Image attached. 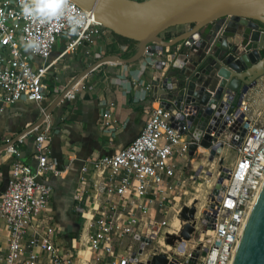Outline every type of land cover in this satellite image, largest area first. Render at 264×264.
I'll return each instance as SVG.
<instances>
[{
	"label": "built area",
	"instance_id": "built-area-1",
	"mask_svg": "<svg viewBox=\"0 0 264 264\" xmlns=\"http://www.w3.org/2000/svg\"><path fill=\"white\" fill-rule=\"evenodd\" d=\"M58 2L56 12L42 18L26 16L22 0H0V108L21 98L45 99L47 76L58 80L51 71L57 57L50 59L58 37L66 41L59 57L79 43L94 45L104 29L91 11L75 1ZM180 44L171 52L169 47L155 52L164 54L157 62L162 75L154 78L160 86L166 83L164 77L169 76ZM31 56L40 61L34 62ZM254 86L246 92L224 91L210 104L213 111L203 128L196 109L177 108L172 99L166 104L161 96L126 145L111 154L95 155L90 165H82L81 182L90 170L94 175L91 187L82 191L85 264H152V256L162 254L166 264H231L247 213L264 180V114L259 112L264 100L254 97L250 101L248 93ZM253 102L257 106L251 112ZM190 114L195 121H187ZM99 122L111 139L115 121L109 109L100 112ZM50 137L48 125L34 137L35 168L20 160L10 165L6 187L0 193V220L7 231L0 264H41L43 257L46 264H77L80 245L61 247L57 227L44 216L52 185L38 176L56 171L48 154ZM203 138L209 141L207 146L201 143ZM190 144L196 145L191 154ZM225 146L232 149L230 159L222 154ZM213 159H217L216 168L203 164ZM186 167H190L187 173ZM202 175L213 180L206 196L195 199L189 238L167 242L165 234L178 235L182 227L178 215L184 201L173 206L187 193L186 179L195 182ZM217 184L218 192L213 193ZM194 195L185 204L192 203ZM174 215L178 225L172 223Z\"/></svg>",
	"mask_w": 264,
	"mask_h": 264
},
{
	"label": "crops",
	"instance_id": "crops-1",
	"mask_svg": "<svg viewBox=\"0 0 264 264\" xmlns=\"http://www.w3.org/2000/svg\"><path fill=\"white\" fill-rule=\"evenodd\" d=\"M188 27V24L171 26L162 31L161 36L171 39ZM103 32L104 29L94 45L79 43L59 57L65 44L59 46L57 39L50 59L57 57L51 71L58 75V80H53L51 74L47 76L49 88L45 99L36 102L21 98L0 108V193L6 187L10 165L14 160L35 168L34 137L44 126L50 127L48 154L55 162L56 171L39 175L38 179L52 185L44 216L57 227V241L66 248L82 247L86 241L84 219L79 228L77 219L83 214L81 201L85 193L82 191L91 187L94 175L90 170L86 180L81 182L82 165H90L89 161L95 155L111 154L126 145L141 130L151 107L162 96L157 94L153 81L162 75L163 69L157 62L163 59L164 54L145 52L139 59L125 63L108 60L86 73L37 124L47 105L85 66L107 53L122 57L134 53L137 42L125 41L111 30L109 33ZM166 32L171 34L169 38L165 37ZM101 34L112 42L108 51L99 42ZM21 47L24 52H29L27 46ZM171 50L169 47L168 52ZM31 58L36 63L40 61L38 57ZM167 74L174 75L175 72L169 68ZM252 93L258 101L264 100L260 99L264 98V75L257 79L248 96ZM103 109H109L115 121L111 139L101 130L99 117ZM8 140L12 142L7 145ZM94 205L95 202L91 204ZM6 237L5 225L0 220V254L5 249ZM40 262L46 264L47 260L43 257ZM77 264H81L79 257Z\"/></svg>",
	"mask_w": 264,
	"mask_h": 264
},
{
	"label": "water",
	"instance_id": "water-1",
	"mask_svg": "<svg viewBox=\"0 0 264 264\" xmlns=\"http://www.w3.org/2000/svg\"><path fill=\"white\" fill-rule=\"evenodd\" d=\"M73 1L91 11L105 28L136 40V49L127 57L107 53L85 66L47 105L37 124L86 73L100 63L108 60L132 62L145 52L155 53L164 47L174 50L177 42L181 46L170 66L178 68L177 72L164 77L165 85L160 86L158 81H153V85L157 94L164 97V103L169 104L167 99H172L177 108L191 106L196 109L200 114L201 128L213 111L210 104L216 103L224 91L246 92L264 74V0ZM181 24L189 27L171 39L161 36L168 27ZM209 88L214 90L213 94ZM186 119L193 120L194 114L187 115ZM11 142L8 140L5 144ZM208 142L206 138L201 140L204 146ZM195 147V144L189 145L190 154ZM218 186L213 193L218 192ZM195 202L194 199L192 203L182 205L178 215L182 220L181 230L178 235L166 233L167 242L189 238ZM82 220L83 216L79 215L78 228ZM166 262L165 254L151 259L152 264ZM231 264H264V180L247 213Z\"/></svg>",
	"mask_w": 264,
	"mask_h": 264
},
{
	"label": "rangeland",
	"instance_id": "rangeland-1",
	"mask_svg": "<svg viewBox=\"0 0 264 264\" xmlns=\"http://www.w3.org/2000/svg\"><path fill=\"white\" fill-rule=\"evenodd\" d=\"M168 29V28H167ZM104 31L105 32H103V33H109V31H110V29H108V28H105L104 27ZM58 42H59V46H62V45H64L65 43V41L63 40V38H61V36L60 37H58ZM99 42L101 43V44H103L104 45V49L106 50V51H108V49H110V45L112 44V42H110V39H107V37L105 36V34H101V36L99 37ZM255 96L253 95V93L250 95V101H252V99L254 98ZM255 106H257V104L256 103H252V110H251V112L253 111V108L255 107ZM262 106V110L261 109H259V112H260V114L261 115H263L264 114V104H262L261 105ZM232 153V149H230L229 147H223V151H222V154L224 155V154H226V155H228V159H230L231 157H230V154ZM217 160V159H216ZM227 160V159H226ZM203 164L205 165V166H207L208 164L206 163V161L205 162H203ZM215 166V168H216V166H218L217 165V163H216V165H214ZM213 166V167H214ZM189 168L190 167H186V172L185 173H187V171H189ZM214 168V169H215ZM207 179V176L205 177V175H202V177H200V178H198L195 182L194 181H191L190 179H186V184H185V189L188 191L187 193H186V195H184V196H182L181 198H180V200L178 201V202H176V206H178V204H179V202H183V204H185V202H187V200L190 198V196L191 195H193V193L196 191L195 189L197 188V186H201V187H205V190H206V192L208 191V188L210 187V180L212 181V178L209 180H206ZM196 186V187H195ZM201 196V194L199 195V197ZM83 247V246H82Z\"/></svg>",
	"mask_w": 264,
	"mask_h": 264
},
{
	"label": "clouds",
	"instance_id": "clouds-1",
	"mask_svg": "<svg viewBox=\"0 0 264 264\" xmlns=\"http://www.w3.org/2000/svg\"><path fill=\"white\" fill-rule=\"evenodd\" d=\"M22 12L26 16H40L46 17L48 15L54 14L59 8L58 0H39L35 4L24 3L22 0Z\"/></svg>",
	"mask_w": 264,
	"mask_h": 264
},
{
	"label": "bare ground",
	"instance_id": "bare-ground-1",
	"mask_svg": "<svg viewBox=\"0 0 264 264\" xmlns=\"http://www.w3.org/2000/svg\"><path fill=\"white\" fill-rule=\"evenodd\" d=\"M195 160V159H194ZM205 162V161H204ZM210 167H213L214 165H216V160L215 159H213V160H211V161H208V162H206ZM215 167V166H214ZM206 177V176H205ZM210 180L211 178H209L208 176H207V179L206 180ZM213 180V179H212ZM210 182V186H211V180L209 181ZM196 187V186H195ZM196 191L194 192V199H202V198H204L205 196H206V193L208 192H206V190H205V187H201L200 185L199 186H197V188L195 189ZM188 192V191H187ZM201 194V196L199 197V195ZM93 202H91L90 203V205L92 204ZM174 208L176 207V205H174L173 206ZM172 223H173V225H178V223H179V221H178V217L177 216H173L172 217ZM84 234H85V231H84ZM82 241V240H81ZM159 242L162 244V245H164L165 246V244L161 241V240H159ZM85 255H86V249L84 248V247H80L79 248V251H78V257H79V259H80V261H81V264H85Z\"/></svg>",
	"mask_w": 264,
	"mask_h": 264
},
{
	"label": "trees",
	"instance_id": "trees-1",
	"mask_svg": "<svg viewBox=\"0 0 264 264\" xmlns=\"http://www.w3.org/2000/svg\"><path fill=\"white\" fill-rule=\"evenodd\" d=\"M112 33H114L117 37L124 39L125 41H130V42H133V43L136 42V40H134V39H132V38H128V37H125V36L119 35V34L113 32V31H112ZM170 35H171V34H170L169 32H166V33H165V37H166V38H169ZM172 70H174L175 73L177 72L176 69H172Z\"/></svg>",
	"mask_w": 264,
	"mask_h": 264
}]
</instances>
